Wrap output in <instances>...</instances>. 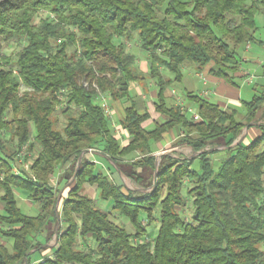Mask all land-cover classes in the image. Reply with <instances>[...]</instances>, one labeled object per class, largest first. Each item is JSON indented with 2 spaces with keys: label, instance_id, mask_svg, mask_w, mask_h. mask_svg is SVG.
Masks as SVG:
<instances>
[{
  "label": "trees",
  "instance_id": "16d2710c",
  "mask_svg": "<svg viewBox=\"0 0 264 264\" xmlns=\"http://www.w3.org/2000/svg\"><path fill=\"white\" fill-rule=\"evenodd\" d=\"M261 7L264 0H0V264H264V91L242 101L245 121L236 109L187 92L195 120L188 108L167 106L164 96L186 65L231 83L245 77L237 74L239 50L255 41ZM41 11L47 15L35 23ZM135 37L146 73L127 46ZM3 44L17 45L15 55ZM146 79L154 80L155 110L163 117L150 130L142 126L148 112L130 92ZM100 95L111 104L129 101L120 120L126 142L114 133ZM249 122L260 135L234 143ZM174 128L183 134L175 145L195 155H161L152 183V144ZM5 134L14 150L3 149ZM24 147L35 151L23 154L28 171L18 162ZM218 151L224 154L214 168L210 156ZM81 153L56 206L60 188L51 178L69 168L73 176ZM88 154L148 190L117 184ZM86 185L111 200L132 231L95 205ZM15 189L27 192L36 214L20 210ZM154 221L151 235L146 226ZM52 223L59 224L56 242L43 254Z\"/></svg>",
  "mask_w": 264,
  "mask_h": 264
},
{
  "label": "crops",
  "instance_id": "0c3cea01",
  "mask_svg": "<svg viewBox=\"0 0 264 264\" xmlns=\"http://www.w3.org/2000/svg\"><path fill=\"white\" fill-rule=\"evenodd\" d=\"M254 18L256 23L254 43H256L261 48H264V36H262L260 31V29H264V7H261L259 11H257ZM251 44L252 42L244 45V47L242 48L243 56L241 57V61L243 62V64L240 63L239 60L237 73H246L247 75H249L250 81L246 77H241L234 78V82L231 83L224 80L223 78L212 75L208 72L207 68H204L201 71H196L189 65L184 66L182 67L181 80L179 82L171 83L170 86L164 91L166 105H179L181 108H188L191 114L196 113L195 106L185 95L181 93L180 89L178 88L179 84L181 83L182 89H185V93L189 92L191 94H197L206 97L209 100L215 102L222 109H237V107H239L240 105L243 106L242 101H247V99L249 100L253 94L264 91V59L262 60L257 55L258 52L256 50H253V53L251 54L252 56H246L247 54H250V51L252 50ZM136 53L137 51L135 52V55ZM136 64L142 72H147L146 58L137 60ZM196 82H199V87L196 86ZM243 93L246 97H248L245 98L246 100L240 97ZM131 94L133 95V97H136L140 100L138 101V103H140L138 104L139 110H146L148 112V117L142 123V126L145 129L150 130L156 123H160L162 121V115L155 110L157 87L153 82H150L147 79L141 83L134 82L131 88ZM128 104L129 101H114L111 104L113 108L112 115H114V118L117 119V125L112 127L114 129V133L121 143L126 142L127 139L126 132L120 126V120L123 117V109L124 107L128 106ZM240 116L241 118H238L237 112L236 118L240 121H244L245 112ZM249 123L251 124L248 125L247 128H245L246 125L242 127L240 133L237 135L236 139L233 142L237 141L241 137L240 141H244V143H247L248 141L260 135L261 131L258 126L255 125L254 122ZM241 133H243L242 136H240ZM182 135L183 134L177 128L170 129L164 132L163 138L158 142H153L152 144L154 154L158 153V155H155V159L158 157L159 162L161 155L166 153L170 154L173 157L190 158L184 155H179V152L182 149H189L192 151L191 147L185 144L175 145L176 141L180 139ZM209 149H224V146H214L210 147ZM168 150H172L175 153L166 152ZM193 155H195V153L192 151L191 157ZM88 156L89 158H93L95 161L100 162L106 169V171L110 174L114 182H116L117 184H123L122 181H120V176L122 174L115 167H112L110 165V168L107 163H105L96 155L88 154ZM93 188L95 189L94 186ZM137 190H139L140 192L146 191L142 188H138Z\"/></svg>",
  "mask_w": 264,
  "mask_h": 264
},
{
  "label": "rangeland",
  "instance_id": "374dc122",
  "mask_svg": "<svg viewBox=\"0 0 264 264\" xmlns=\"http://www.w3.org/2000/svg\"><path fill=\"white\" fill-rule=\"evenodd\" d=\"M46 15H47V12H45V11L39 12V14L35 18V23H37L40 18H44ZM260 31H261L262 36H264V29H260ZM135 36L137 37V32L135 33ZM136 37H135V39L133 41L129 42L127 44V46L134 54L137 51V53H136V61H137V60H142V59L146 58V54H145V52H142V50L136 45ZM251 46H252V50L250 51V54L246 53L247 54L246 56H252L251 54L253 53V50H256L258 52V53L256 52L257 55L263 60L264 59V48H261L260 46H258L254 42H252ZM17 49H18V46L15 45V44H11L9 46H6V45L3 44L2 51L4 53H6V54H10V55L14 56L16 51H17ZM242 56H243V51H242V49H240L239 50V58H240V63L243 64V62L241 61V57ZM186 66H188V65H186ZM139 71L141 73H144L140 69H139ZM148 81L154 83L153 79H148ZM196 86H198V87L200 86L199 82H196ZM178 88L180 89L181 93L183 95H185V89H182V83L179 84ZM130 92H131V89H130ZM240 97L242 99H244V100H246L245 98H248V97H246L244 95V93ZM134 98H135L137 104H140V103H138V101H140V100L137 99L136 97H134ZM98 100H99V102L102 105H104V107L108 111L107 115L110 118L111 125L113 127L115 125H117V123H116L117 119L114 118V115H112V113H113L112 109L113 108H112V105H111L110 101L108 100V98L105 95H100ZM236 110L238 112V118H241L240 115L244 114V112H245L244 111L245 110L244 107L242 105H240L239 107H237ZM55 115L57 117L56 127L60 128L62 126V124H63V117H62V115H61V113L59 111H56ZM242 135H243V133L240 134V136H242ZM3 142H4L3 143V149H7L8 151H11V150L15 149V145H14L13 140L9 139V134L3 135ZM20 152H23L21 154L28 153L30 155V157H32V154H35V151L27 152L25 147L22 148V150H20ZM166 152H174V151L168 150ZM191 154H192V151L189 150V149L188 150L182 149L179 152V155H184L186 157H191ZM223 154L224 153L222 151H218V152H216V153H214L213 155L210 156L212 158V160H213V167L214 168L217 167V164L219 163L220 157ZM155 155H158V153L155 154ZM126 158L127 159L135 158V154L127 155ZM18 162H19V160H18ZM21 166L23 167V169L28 171V166H29L28 162H22ZM15 167H16V170L19 169L17 167V165ZM192 167L197 169L198 164L196 163V160L193 162ZM70 170H71V168L66 170L65 173H60V176H62V178L60 179V182H59V177L60 176H58L57 173H55L52 176V178H51V184L53 185V187L54 188H58V189L60 188V190L58 191V194H57L56 206L59 203V197H60V194L62 193V191L64 190V188H66L67 185H69L72 182V180H71L72 176L71 177L69 176ZM120 177H121L120 181H122V183L124 184V186L126 188L133 189V190H137L138 188H140V186H138L131 178L125 177L123 175H121ZM152 178H153V176H152ZM152 183H153V179H152ZM147 190H148V188L146 189V191ZM84 192L86 194H88L92 198L93 203L95 205L99 206L100 208H102L103 210H105L108 213V216H109L110 219H112L114 222H116L118 224L123 225L127 231H132V225H131V222L129 221V219L124 217V216L119 215L115 210H113L112 201L111 200H101L100 198H98L97 191H96V189L93 188V186L86 185ZM1 193H2V190L0 189V195H1ZM14 195H15V198H16L17 206L20 208V210L23 213L31 214V215L36 214V212L38 211V206L35 203H31L27 199V192L25 190L15 189L14 190ZM0 208H1V206H0ZM190 211L191 210L189 209V207H185V209L182 211L183 215L187 219H188V217L190 215ZM58 225L59 224L52 223V224L49 225V229L45 228V232L43 234V237L45 236L46 240H45V238H43V240H42V241L45 240V243H44V249L41 250V253H43V254H49L50 253V249H48V247L50 248L56 242L55 230L57 231ZM146 227H147L148 231H150L151 235H155V233L157 232V228H158V222L154 221L152 224H150V225H148ZM38 256H39L38 253H33L31 255V258H36Z\"/></svg>",
  "mask_w": 264,
  "mask_h": 264
},
{
  "label": "water",
  "instance_id": "95a60500",
  "mask_svg": "<svg viewBox=\"0 0 264 264\" xmlns=\"http://www.w3.org/2000/svg\"><path fill=\"white\" fill-rule=\"evenodd\" d=\"M250 124H251V123H248V124L245 126V128H247L248 125H250ZM240 140H241V137H240L237 141H235L234 143H238ZM89 151H90L91 153H93V154H98V153H99V152L96 151V150H89ZM82 154H83V153L80 154V156H79V158H78V160H77V162H76L75 171H74V174H73L71 180H73V178H74V176H75V174H76V172H77V169H78V166H79V163H80V160H81ZM160 155H161V154H160ZM157 165H158V157L155 159V162H154L153 183L155 182V178H156ZM56 232H57V231L55 230V238H56V236H57V233H56ZM24 264H26V263H24Z\"/></svg>",
  "mask_w": 264,
  "mask_h": 264
},
{
  "label": "built area",
  "instance_id": "2783aa9c",
  "mask_svg": "<svg viewBox=\"0 0 264 264\" xmlns=\"http://www.w3.org/2000/svg\"><path fill=\"white\" fill-rule=\"evenodd\" d=\"M249 81H250V78H249V75H247L246 73H242ZM103 106V108H104V110H105V112H106V114H108V111L106 110V108L104 107V105H102ZM192 117H193V119H198L199 117H198V115L196 114V113H192ZM21 153H23V152H20L19 153V162H20V164L22 163V157H23V154H21ZM18 170H16V167H14V172H17Z\"/></svg>",
  "mask_w": 264,
  "mask_h": 264
}]
</instances>
